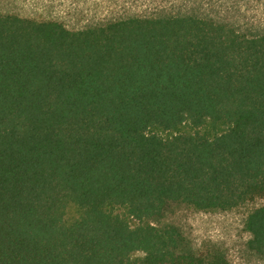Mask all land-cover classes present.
<instances>
[{"label":"trees","instance_id":"16d2710c","mask_svg":"<svg viewBox=\"0 0 264 264\" xmlns=\"http://www.w3.org/2000/svg\"><path fill=\"white\" fill-rule=\"evenodd\" d=\"M259 198L264 24L0 14V264H230L165 219ZM244 230L264 260V205Z\"/></svg>","mask_w":264,"mask_h":264},{"label":"rangeland","instance_id":"374dc122","mask_svg":"<svg viewBox=\"0 0 264 264\" xmlns=\"http://www.w3.org/2000/svg\"><path fill=\"white\" fill-rule=\"evenodd\" d=\"M186 13L241 23L264 24V0H0V14L57 21L70 30L130 17ZM179 131L194 132L189 124L183 125ZM199 132L213 135L208 126L201 128ZM162 135L166 137L171 134ZM262 205L264 198L225 212H199L178 207L168 214L165 222L182 229L196 250L216 247L225 252L230 264H264V260L247 251L246 242L250 235L244 230V220L248 213ZM118 213L124 215L123 210ZM78 216L76 207L66 208V223L73 222Z\"/></svg>","mask_w":264,"mask_h":264}]
</instances>
